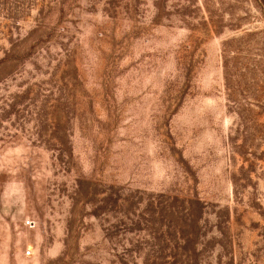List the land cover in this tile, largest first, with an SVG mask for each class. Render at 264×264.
Here are the masks:
<instances>
[{
    "label": "rangeland",
    "instance_id": "rangeland-1",
    "mask_svg": "<svg viewBox=\"0 0 264 264\" xmlns=\"http://www.w3.org/2000/svg\"><path fill=\"white\" fill-rule=\"evenodd\" d=\"M0 264H264V0H0Z\"/></svg>",
    "mask_w": 264,
    "mask_h": 264
},
{
    "label": "built area",
    "instance_id": "built-area-1",
    "mask_svg": "<svg viewBox=\"0 0 264 264\" xmlns=\"http://www.w3.org/2000/svg\"><path fill=\"white\" fill-rule=\"evenodd\" d=\"M27 253H28V254H30V253H31V251H30V250H28V251H27Z\"/></svg>",
    "mask_w": 264,
    "mask_h": 264
}]
</instances>
